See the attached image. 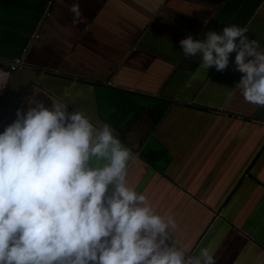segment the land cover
I'll return each instance as SVG.
<instances>
[{"label":"crops","instance_id":"crops-1","mask_svg":"<svg viewBox=\"0 0 264 264\" xmlns=\"http://www.w3.org/2000/svg\"><path fill=\"white\" fill-rule=\"evenodd\" d=\"M228 25L264 49V0H0V133L32 99L109 123L134 154L128 186L186 253L264 264V107L235 87V52L220 72L180 45Z\"/></svg>","mask_w":264,"mask_h":264},{"label":"clouds","instance_id":"clouds-1","mask_svg":"<svg viewBox=\"0 0 264 264\" xmlns=\"http://www.w3.org/2000/svg\"><path fill=\"white\" fill-rule=\"evenodd\" d=\"M69 11L83 22L78 3ZM247 32L228 25L180 45L220 72L235 52V87L264 107V49ZM67 106L32 99L0 133V264H216L207 247L186 253L175 219L128 186L134 154L113 126Z\"/></svg>","mask_w":264,"mask_h":264},{"label":"built area","instance_id":"built-area-1","mask_svg":"<svg viewBox=\"0 0 264 264\" xmlns=\"http://www.w3.org/2000/svg\"><path fill=\"white\" fill-rule=\"evenodd\" d=\"M36 37H38L37 34H36ZM23 66H24L23 57H17L10 63V67H11L12 71H16V70L22 68ZM7 86H8L7 83L2 84V89L0 91V99L4 95V92H5L6 88H7Z\"/></svg>","mask_w":264,"mask_h":264},{"label":"rangeland","instance_id":"rangeland-1","mask_svg":"<svg viewBox=\"0 0 264 264\" xmlns=\"http://www.w3.org/2000/svg\"><path fill=\"white\" fill-rule=\"evenodd\" d=\"M144 102H145V101H141L140 104H143V105H144ZM125 105H126V104H125Z\"/></svg>","mask_w":264,"mask_h":264}]
</instances>
